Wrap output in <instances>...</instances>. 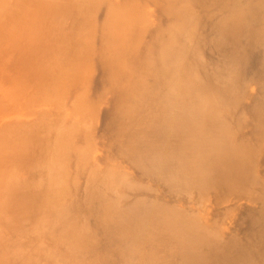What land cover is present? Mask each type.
I'll return each instance as SVG.
<instances>
[{
    "label": "bare ground",
    "instance_id": "obj_1",
    "mask_svg": "<svg viewBox=\"0 0 264 264\" xmlns=\"http://www.w3.org/2000/svg\"><path fill=\"white\" fill-rule=\"evenodd\" d=\"M0 264H264V0H0Z\"/></svg>",
    "mask_w": 264,
    "mask_h": 264
}]
</instances>
